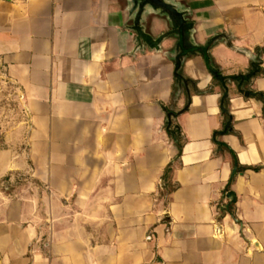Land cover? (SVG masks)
Wrapping results in <instances>:
<instances>
[{"label": "crops", "instance_id": "0c3cea01", "mask_svg": "<svg viewBox=\"0 0 264 264\" xmlns=\"http://www.w3.org/2000/svg\"><path fill=\"white\" fill-rule=\"evenodd\" d=\"M224 74L264 95V0H171ZM127 0H0V75L25 120L0 137V264H264V105L229 82L241 166L217 150L222 87L201 55L136 49ZM153 37L165 17L143 21ZM177 113L167 132L166 112ZM235 194L231 214L224 189Z\"/></svg>", "mask_w": 264, "mask_h": 264}, {"label": "water", "instance_id": "95a60500", "mask_svg": "<svg viewBox=\"0 0 264 264\" xmlns=\"http://www.w3.org/2000/svg\"><path fill=\"white\" fill-rule=\"evenodd\" d=\"M128 7L126 9V19L130 21L127 28L135 33L136 49H143L144 46L150 49H159L161 41L169 36L176 38L174 44V76L185 80L179 73L184 59L190 54H199L203 58L205 67L211 76L220 83L222 94L220 97V110L225 115L226 120L221 129L213 134V141L217 150L227 149L232 158V169L228 180V184L232 178L240 172L241 166L238 165L235 153L220 139L221 136L231 131V116L226 106L229 97V82H234L238 93L244 97H255L263 101L264 95L259 91H255L249 87L250 81L254 78L262 68V57L257 53L256 59L250 62L249 68L245 72L235 74H224L217 67L213 66L208 53L209 46L221 35L212 36L205 44H196L192 41L193 22L186 17L187 11L180 9L178 4L171 0H127ZM148 13L160 14L165 17L169 24L167 31L160 33L157 37H153L145 30L143 23ZM1 76V75H0ZM177 113L166 112L167 132L173 135H179L178 125H172V120ZM228 184L224 189V196L228 202L220 207L221 211H228L231 214V205L235 202V194L228 190Z\"/></svg>", "mask_w": 264, "mask_h": 264}, {"label": "rangeland", "instance_id": "374dc122", "mask_svg": "<svg viewBox=\"0 0 264 264\" xmlns=\"http://www.w3.org/2000/svg\"><path fill=\"white\" fill-rule=\"evenodd\" d=\"M25 111L20 91L0 76V137L5 130L23 123ZM3 145L0 143V146Z\"/></svg>", "mask_w": 264, "mask_h": 264}]
</instances>
